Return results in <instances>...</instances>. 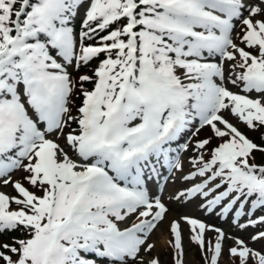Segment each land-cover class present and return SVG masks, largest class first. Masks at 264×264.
I'll use <instances>...</instances> for the list:
<instances>
[{"label": "snow or ice", "instance_id": "snow-or-ice-1", "mask_svg": "<svg viewBox=\"0 0 264 264\" xmlns=\"http://www.w3.org/2000/svg\"><path fill=\"white\" fill-rule=\"evenodd\" d=\"M180 152L191 186L170 200L264 229V0H0V185L16 193L0 191V236L20 233L0 264H159L142 253L169 207L149 184L183 171ZM181 219L204 264L227 240L237 264H264V230Z\"/></svg>", "mask_w": 264, "mask_h": 264}, {"label": "rangeland", "instance_id": "rangeland-1", "mask_svg": "<svg viewBox=\"0 0 264 264\" xmlns=\"http://www.w3.org/2000/svg\"><path fill=\"white\" fill-rule=\"evenodd\" d=\"M237 31H239V28H237ZM69 71L72 72V75L74 77L80 75L78 72L74 71L71 68L69 69ZM75 100L76 98H74V105H75ZM73 111H75V106L73 107ZM241 130L247 131L243 128ZM254 133L257 132H251V131L247 132V134L252 139H254V135H253ZM208 134L209 133L207 132V130H204L199 134L198 138H203ZM187 155L188 154L183 152V154H181L180 156L181 163H183L182 172L173 170V172L171 173L167 171L166 173L161 174L162 180L159 184L162 185V189H158L156 187V184H158L157 181L150 182L149 184L150 193L153 195L161 196L163 202H165L166 205L169 207V212L167 214L166 219L163 221L162 225H160L151 235V239L149 242L155 245L154 250L146 254L142 253V255H146L148 259L158 258L159 264H174L173 248L170 244V241L173 240V236L169 230L170 222L173 220H177L180 222L182 244L184 247V264H204V259L200 249L195 244L190 242V234H191L190 226L184 220H182L181 217L187 216V217L197 218L208 224L205 221L204 216L206 215L210 217L218 216L215 214H206L204 210L196 206L195 201L181 204L179 202L172 201L169 199L170 196L176 193L178 190H183L184 188L191 186L189 183L182 180V176L187 174L191 168V165L187 163ZM22 175H24V173L22 172L17 173L14 175L13 179H19ZM0 191H4L10 195L16 194L13 191L11 185L7 187L0 185ZM249 207H250V203L249 205H246L245 210L247 211ZM260 215H264V209H258L252 218L255 219ZM219 218L221 220V224L217 225L216 227L223 229L226 233L230 235L241 236L245 240H248L250 235L254 234L255 232L264 230L257 227V228H248L247 230L241 232L235 227V225L232 224L233 217L231 214L228 216L227 219H222L220 216ZM241 222H244V220H242ZM214 236L215 233L207 232L205 239L207 241L212 239ZM0 241H3L1 236H0ZM231 244H232L231 240H227L225 242L224 245L225 252L223 257L221 258L220 264H237V262L233 261L232 258H230L227 254V248L231 246ZM250 246L253 247L254 249L264 252V241H258L255 243L250 242ZM98 264H104V262L100 261L98 262Z\"/></svg>", "mask_w": 264, "mask_h": 264}, {"label": "trees", "instance_id": "trees-1", "mask_svg": "<svg viewBox=\"0 0 264 264\" xmlns=\"http://www.w3.org/2000/svg\"><path fill=\"white\" fill-rule=\"evenodd\" d=\"M95 64H96V62L94 61V62L92 63V65H90L89 67H82V68H81V71H82V72H86V73H88L89 75H91V68H94V67H95ZM257 139H258L259 144L262 143V141H261V139H260V135L258 136ZM261 160H264V156H261V154L259 155V153H258L257 156H256V161H255V162H259V161H261ZM19 235H20V233H18V232H14V233H10V234H8V237L19 236Z\"/></svg>", "mask_w": 264, "mask_h": 264}, {"label": "bare ground", "instance_id": "bare-ground-1", "mask_svg": "<svg viewBox=\"0 0 264 264\" xmlns=\"http://www.w3.org/2000/svg\"><path fill=\"white\" fill-rule=\"evenodd\" d=\"M182 154H183V152H182ZM186 154H187V153H186ZM204 219H205V221H206L208 224H210V225H215V226H217V225L221 224V220H220L219 216H216V217H210V216L206 215V216H204Z\"/></svg>", "mask_w": 264, "mask_h": 264}]
</instances>
